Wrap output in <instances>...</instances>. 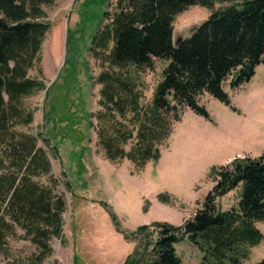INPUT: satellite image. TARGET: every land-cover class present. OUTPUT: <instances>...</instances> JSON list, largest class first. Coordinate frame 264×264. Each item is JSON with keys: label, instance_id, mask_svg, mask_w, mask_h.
<instances>
[{"label": "trees", "instance_id": "16d2710c", "mask_svg": "<svg viewBox=\"0 0 264 264\" xmlns=\"http://www.w3.org/2000/svg\"><path fill=\"white\" fill-rule=\"evenodd\" d=\"M216 1L234 2L110 0L107 4L89 46L99 62L94 79L101 87L93 127L96 145L107 160L125 157L141 170L159 158L160 145L172 134L181 107L207 119L201 95L230 105L223 88L228 76L234 88L249 82L256 66L264 64V0H243L213 10L175 45V16L191 5L213 8ZM53 2L0 0V256L10 238H25L36 247L31 264L51 255L50 241L61 235L66 209V200L55 190L58 181L48 152L55 148L48 138L27 130L33 114L23 102L43 88L29 71L40 61L49 29L42 6ZM157 59L166 64L150 102L143 106L138 74L152 68ZM219 169L203 208L181 226L156 223L158 234L149 249L152 260L132 264H181L174 244L183 237L202 252L197 264H243L250 248L263 238L256 222L264 224V151ZM43 176L47 183L40 180ZM239 183L237 204L225 210L216 206L214 198Z\"/></svg>", "mask_w": 264, "mask_h": 264}, {"label": "rangeland", "instance_id": "374dc122", "mask_svg": "<svg viewBox=\"0 0 264 264\" xmlns=\"http://www.w3.org/2000/svg\"><path fill=\"white\" fill-rule=\"evenodd\" d=\"M54 1L42 6L49 29L40 61L29 71L43 88L23 100L33 114L27 130L48 138L55 148L48 150L58 181L55 190L66 200L61 235L51 239L53 251L40 264L148 263L158 234L156 223L183 225L203 208L220 167L229 169L233 160L257 158L264 151V64L256 66L249 82L237 87L229 86L228 76L223 88L230 105L201 95L207 119L181 107L172 134L160 145L159 158L136 170L125 157L107 160L96 145L93 127L101 87L94 79L99 62L89 46L110 0ZM242 1H216L213 8L189 6L173 20V39L191 34L213 10ZM165 64L157 59L152 68L138 74L143 106L150 102ZM133 143L134 139L128 140L126 150ZM40 180L47 183L44 176ZM241 190L239 183L215 197L216 206L225 210L236 205ZM256 227L263 238L250 248L243 264L264 259V224L256 222ZM174 245L181 264H197L203 257L187 237ZM34 253L36 247L28 239L10 238L0 264H31Z\"/></svg>", "mask_w": 264, "mask_h": 264}, {"label": "water", "instance_id": "95a60500", "mask_svg": "<svg viewBox=\"0 0 264 264\" xmlns=\"http://www.w3.org/2000/svg\"><path fill=\"white\" fill-rule=\"evenodd\" d=\"M194 30V28H192V30L190 32H192ZM186 36V35H185ZM177 37V39L174 40L175 45H178L180 43V41L185 37ZM259 264H264V259L259 263Z\"/></svg>", "mask_w": 264, "mask_h": 264}]
</instances>
